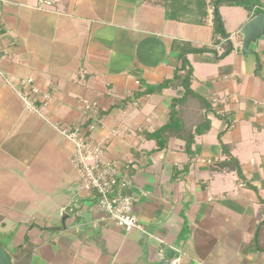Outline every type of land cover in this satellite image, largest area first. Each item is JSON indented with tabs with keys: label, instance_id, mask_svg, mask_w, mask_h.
<instances>
[{
	"label": "crops",
	"instance_id": "obj_1",
	"mask_svg": "<svg viewBox=\"0 0 264 264\" xmlns=\"http://www.w3.org/2000/svg\"><path fill=\"white\" fill-rule=\"evenodd\" d=\"M180 1L174 19L163 0H0V245L13 264H264V33L249 47L256 56L242 34L264 0L259 14L220 8L229 56H188L194 93L221 101L212 110L194 97L180 103L176 83L161 87L183 44L224 50L220 36L214 45L215 0L205 24L201 0ZM25 78L50 96L49 121L24 107ZM86 102L100 106L88 135L132 182L144 232L103 220L82 188L61 130L86 131ZM173 108L182 134L161 148L152 135ZM205 116L210 130L190 153L185 137ZM228 153L241 175L221 167Z\"/></svg>",
	"mask_w": 264,
	"mask_h": 264
},
{
	"label": "built area",
	"instance_id": "obj_2",
	"mask_svg": "<svg viewBox=\"0 0 264 264\" xmlns=\"http://www.w3.org/2000/svg\"><path fill=\"white\" fill-rule=\"evenodd\" d=\"M59 2L60 0H39L38 7L51 8ZM208 11L213 20V7L210 6ZM1 30L0 26V35ZM20 85L22 90L18 91V95L26 110L49 121L48 117L41 113V109L47 106L50 96L42 94L32 78L23 79ZM220 102V99L214 98L212 107L216 109ZM99 109L98 102L84 104V112L90 122L86 131L82 126H76L71 130H61V133L75 145L71 158L72 164L80 177L83 190L96 198L97 208L104 214L103 220L112 221L127 233L134 230L144 232V225L138 220L134 211L138 198L137 194L130 189L132 182L127 177H122L113 163L104 160V148L93 142L88 135L95 129ZM130 165L129 173H131L132 162ZM173 264H179V261L175 260Z\"/></svg>",
	"mask_w": 264,
	"mask_h": 264
},
{
	"label": "trees",
	"instance_id": "obj_3",
	"mask_svg": "<svg viewBox=\"0 0 264 264\" xmlns=\"http://www.w3.org/2000/svg\"><path fill=\"white\" fill-rule=\"evenodd\" d=\"M199 4L204 9L202 13V18L204 20H201L199 23L205 24L207 23V19L209 15L207 8H206V0H201ZM163 6L164 8H166V11L168 12V16L173 17L174 19H177L176 18L177 13H181L182 3L180 0H163ZM211 6L214 9V14H213V18H214L213 27H214V35H215L214 45H218L220 43L219 40L217 39V36H220L222 40L225 41L224 47H223L224 50L222 54L219 55L218 52H216L213 47L204 46L202 48H195L190 44H183L180 48V53L178 57L180 66L177 68L173 80L171 82H166L161 87L169 86L173 83H176L182 86L185 91L184 97L182 98L180 103L181 102L185 103L189 98L194 97L197 100H199L201 103L205 104L206 108H209L212 110L213 109L212 101L211 100L208 101V100L201 98L200 96L196 95L194 91L192 90V81L194 79V71L188 60V56L190 54L213 53L216 56L217 60H222L226 58L227 56H229L234 51V46L232 42L229 40V34L227 33L225 29L223 19L219 12L222 6L242 7L246 9L247 11H249L251 14L254 11L258 14L261 12L255 10L257 7H260V0H215L214 2H211ZM186 10H188L191 15L195 14V10L197 12V9L196 8L194 9L192 7H189ZM209 109H206V111H208ZM178 116H179L178 112L175 110V108H173L172 113L170 115L169 124L166 127L162 128L159 132L152 135V138L156 139L157 143L160 145L161 148L165 145V143H167L168 139L166 140V136L168 137L170 135L171 136L173 135L181 136L180 133L182 134V132H180L181 129L179 128L177 124ZM202 122L203 123H201L199 126L196 127L194 133L191 132L189 136L185 137L186 149L190 153L195 143V137L197 135L199 136L204 135L210 130V127H211L210 121L208 120L206 116L203 118ZM163 136L165 137L164 140H162ZM161 141L164 145L161 144ZM222 147H223V151L227 153L229 149L226 148L225 146H222ZM227 156L229 160L222 163L221 167L226 170L236 171L239 175H241L240 164L238 163V161L235 158H233L230 153H228Z\"/></svg>",
	"mask_w": 264,
	"mask_h": 264
},
{
	"label": "water",
	"instance_id": "obj_4",
	"mask_svg": "<svg viewBox=\"0 0 264 264\" xmlns=\"http://www.w3.org/2000/svg\"><path fill=\"white\" fill-rule=\"evenodd\" d=\"M264 33V14L258 15L248 22L243 30L244 35V53H252L256 56L254 52L249 51V47L252 42H255L263 36ZM0 264H13L12 257L7 253V251L0 245Z\"/></svg>",
	"mask_w": 264,
	"mask_h": 264
}]
</instances>
